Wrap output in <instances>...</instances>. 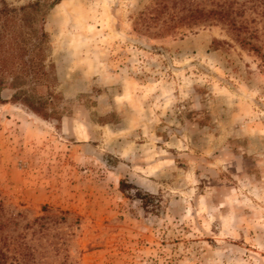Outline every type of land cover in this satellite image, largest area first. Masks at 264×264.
I'll return each instance as SVG.
<instances>
[{
	"label": "rangeland",
	"instance_id": "obj_1",
	"mask_svg": "<svg viewBox=\"0 0 264 264\" xmlns=\"http://www.w3.org/2000/svg\"><path fill=\"white\" fill-rule=\"evenodd\" d=\"M45 29L61 120L0 103L7 264H264V0H60Z\"/></svg>",
	"mask_w": 264,
	"mask_h": 264
},
{
	"label": "trees",
	"instance_id": "obj_2",
	"mask_svg": "<svg viewBox=\"0 0 264 264\" xmlns=\"http://www.w3.org/2000/svg\"><path fill=\"white\" fill-rule=\"evenodd\" d=\"M59 2L32 0L12 5L0 0V103H19L44 119L57 121L62 116L51 106L55 95L51 88L57 77L49 60L50 39L45 22L50 9ZM39 87L47 96L38 94ZM6 88L13 91L9 99L2 97ZM0 264H7L2 250Z\"/></svg>",
	"mask_w": 264,
	"mask_h": 264
}]
</instances>
